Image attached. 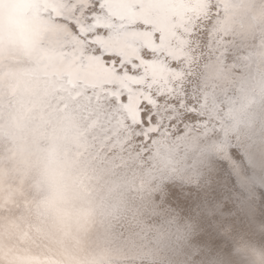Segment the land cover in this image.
I'll use <instances>...</instances> for the list:
<instances>
[{
    "label": "bare ground",
    "instance_id": "6f19581e",
    "mask_svg": "<svg viewBox=\"0 0 264 264\" xmlns=\"http://www.w3.org/2000/svg\"><path fill=\"white\" fill-rule=\"evenodd\" d=\"M0 264H264V0H0Z\"/></svg>",
    "mask_w": 264,
    "mask_h": 264
},
{
    "label": "water",
    "instance_id": "95a60500",
    "mask_svg": "<svg viewBox=\"0 0 264 264\" xmlns=\"http://www.w3.org/2000/svg\"><path fill=\"white\" fill-rule=\"evenodd\" d=\"M142 110H143V112H145L144 109H142ZM166 123H167V121H165V122H164V125H162V126L164 127V126L166 125ZM173 124H174V122H172V123L169 125L168 130H174V129L176 128V127L174 128V125H173Z\"/></svg>",
    "mask_w": 264,
    "mask_h": 264
}]
</instances>
